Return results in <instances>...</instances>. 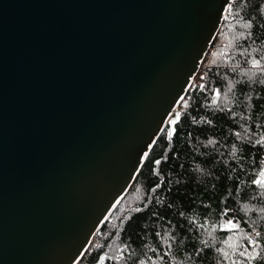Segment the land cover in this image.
Listing matches in <instances>:
<instances>
[{
  "label": "water",
  "instance_id": "obj_1",
  "mask_svg": "<svg viewBox=\"0 0 264 264\" xmlns=\"http://www.w3.org/2000/svg\"><path fill=\"white\" fill-rule=\"evenodd\" d=\"M231 0H0V264H77Z\"/></svg>",
  "mask_w": 264,
  "mask_h": 264
},
{
  "label": "trees",
  "instance_id": "obj_2",
  "mask_svg": "<svg viewBox=\"0 0 264 264\" xmlns=\"http://www.w3.org/2000/svg\"><path fill=\"white\" fill-rule=\"evenodd\" d=\"M262 58L264 0H231L174 112L179 122L173 113L77 264L101 255V264H245L253 229L264 244V189L253 184L264 170V144H255L264 137V72L251 63ZM225 219L237 227L221 230Z\"/></svg>",
  "mask_w": 264,
  "mask_h": 264
},
{
  "label": "snow or ice",
  "instance_id": "obj_3",
  "mask_svg": "<svg viewBox=\"0 0 264 264\" xmlns=\"http://www.w3.org/2000/svg\"><path fill=\"white\" fill-rule=\"evenodd\" d=\"M245 27H250V25H245ZM251 63H252L253 68L258 69L261 72H264V65L261 64V60L253 59ZM261 82L264 83V81H261ZM229 90L231 91V88ZM213 102L215 103V100ZM179 118H180L179 113H174L173 119L170 121V123L172 125L177 124L179 122ZM166 132L169 138H171V136L174 135V129H172L171 131L166 130ZM249 139H251V137H249ZM255 144L257 145L264 144V137H261L260 139L255 140ZM234 153H235V149H234ZM156 163L159 164L160 161H156ZM253 184L259 186L261 189H264V170L259 172L257 178L253 180ZM261 195H264V192H262ZM140 210L141 209H135V211H140ZM261 212H264V209H261ZM222 215L224 217H227L228 212L224 211ZM225 224L227 225V227L226 228L222 227L221 230L232 231L233 229L237 227V224L232 219H225ZM201 227H203V225H201ZM253 232H254V238H248L249 246L253 249V251L247 254L246 252H241L240 256L244 258L245 264H256V262H260V264H264V244L260 243L259 241V238L261 237L262 233L255 229H253ZM208 235L211 237L212 233L209 232ZM203 243L207 245V241H203ZM104 259L105 257L101 255L98 258V264H101V262Z\"/></svg>",
  "mask_w": 264,
  "mask_h": 264
}]
</instances>
